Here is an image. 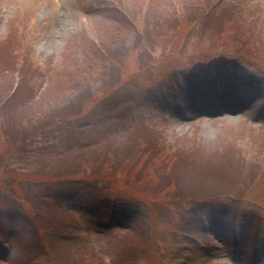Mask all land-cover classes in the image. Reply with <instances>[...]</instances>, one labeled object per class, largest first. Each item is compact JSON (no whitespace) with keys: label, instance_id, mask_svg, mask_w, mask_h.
I'll return each mask as SVG.
<instances>
[{"label":"rangeland","instance_id":"1","mask_svg":"<svg viewBox=\"0 0 264 264\" xmlns=\"http://www.w3.org/2000/svg\"><path fill=\"white\" fill-rule=\"evenodd\" d=\"M208 1L0 0V105H6L0 112V244L5 245L0 264H254L264 237V118L257 119L264 109V0ZM192 4L218 8L193 13ZM249 74L253 83L246 86ZM219 84L221 99L233 108L200 114L196 103L204 110L220 108L214 97ZM243 85L254 86L252 101L233 111ZM23 87L24 103L34 101L14 114L9 101ZM234 92L237 98H231ZM12 123L36 151L74 149L75 157L64 159L60 168H45L66 174L56 177L53 193L46 189L51 181L38 173L18 186L27 203L12 191V168L20 163L12 160V138L3 137L12 136ZM112 131L120 136H109ZM100 135L105 143L94 141ZM3 141L11 146L2 149ZM89 144L99 148L94 152ZM137 147L151 159L159 147L175 162L181 175L170 173L168 185L189 179L183 166H199L202 158L215 161L204 157L212 150L222 155V161L208 163L213 175L205 170L200 178L213 179L209 198L200 203V219L223 222L203 233L202 245L165 228L166 208L150 217L148 205L120 196L116 225H109L114 214L104 204L108 194L91 193L78 167L89 160L99 181L102 155L116 160L118 152ZM46 165L32 159L21 168L37 171ZM136 180L144 184L143 178ZM241 181L252 189L236 199L241 192L234 186ZM156 218L161 227L153 231L154 247L144 249L132 229L152 226ZM237 223L244 242L239 262L233 260ZM257 264H264V252Z\"/></svg>","mask_w":264,"mask_h":264},{"label":"trees","instance_id":"2","mask_svg":"<svg viewBox=\"0 0 264 264\" xmlns=\"http://www.w3.org/2000/svg\"><path fill=\"white\" fill-rule=\"evenodd\" d=\"M210 2V0L208 1ZM214 5V4H213ZM200 6L196 4H192L189 6L188 9H191L193 6V13H199L201 11H206L208 7H210L211 11H216L218 6ZM174 10V9H173ZM164 12H160V14L163 15ZM213 14V13H212ZM228 63L222 62V64ZM26 87V86H25ZM25 87H23L22 90H18L15 94L12 95V101H9L12 103V112L14 114L15 111L18 110V114H22L21 110L19 108L25 106H28L31 104L34 99H30L28 105H26L24 102L25 100H22L25 98L24 92L26 91ZM109 88H107L108 90ZM16 96V97H15ZM6 108V105H0V112H3ZM41 113V112H40ZM16 114V115H18ZM37 116V115H34ZM32 118H28L29 121H31ZM36 119L38 117H35ZM64 118V117H63ZM63 118L58 119V121H62ZM27 120V119H26ZM24 120V121H26ZM34 120V119H33ZM32 120V121H33ZM19 121V119L14 118V124ZM53 123L51 121H46L45 123H51V126L59 123ZM116 120L112 123H109L107 126H112ZM12 123V136L3 135V137L6 136V138H12V160L15 161V166L20 163V166L18 168H12V191H14V195L16 197H19L22 199V197L18 194V186L28 184L31 182V178L35 177V175L42 174L44 176L43 180H47V184L49 181H51V184L47 187L48 191L51 193L53 192L51 189H53V184L56 182V177H66V174L63 172L64 169H57L60 168V163L67 159V162L70 161L71 158H74L75 156L71 155L73 150L72 146L65 148L67 150H59L57 152L52 151L49 146H43L39 151H36L33 149V147H29L28 139L26 138L25 133H19L16 131L15 126ZM144 126V124H141ZM50 126V127H51ZM145 127H149L145 125ZM153 131L155 134H158V132L153 128ZM115 131H118L117 128H115ZM128 130H124L121 135H124L127 133ZM114 132H108L109 136H113ZM120 135H114V137H117ZM123 138V136H121ZM94 141H99V143H102L104 141V138L102 135L97 136V138ZM1 148L5 149L8 145L7 143H4ZM154 144V142H152ZM98 146V145H97ZM95 152L99 147H95V145L89 144L88 149H92ZM164 148V146H163ZM60 149V148H59ZM105 147H101V151H104ZM149 149V147H148ZM159 149L160 152L156 151ZM120 150V149H119ZM155 150V156L153 159H151L149 156H147V152H144L143 149L137 147L132 148L129 151L123 152L120 151L116 155V160L113 155H110L109 153L106 155H102L104 164L99 166V170L102 171L104 174H96V178L99 181H95L93 175H95V166L89 162V160L84 161L78 168L79 170L84 171L86 176L84 179H86V186L90 188V191L92 193H96L99 195H106L108 194V197L111 199L115 197H124V198H132L137 199L140 201H144L149 208L151 216L158 217V209H161L164 205L167 207L169 216H170V223H174L175 225V231H178V226L182 225V215L187 214L189 209V203L197 201L200 198L208 196V192L213 187V179L209 182H205L203 179H200L201 176L205 175V170L211 173L212 167L208 163L218 162L222 161V155H220V152L217 150H212L208 154H206L204 157H217V159L214 160H204L203 158L198 161L200 162V165L196 166H187L182 167L181 171L182 174L184 173L185 176H188V180L184 183V185H180L178 182L179 180H173L170 185V173H173V178H175L178 175H181L180 171L174 166V163H170L168 159H166V152L161 151L160 148H156ZM81 152V154L87 153L90 154V152ZM151 152L153 151L150 150ZM30 152V156H29ZM236 154V151L233 152V155ZM238 154V153H237ZM4 157H7V155H3ZM72 156V157H71ZM78 156V155H77ZM221 156V158H220ZM99 157V156H98ZM37 160V162L44 161L45 164H47L43 169L37 170V171H26L22 166L28 165V162L30 160ZM50 164V165H48ZM242 164V163H240ZM239 164V165H240ZM203 165V166H201ZM57 167L55 169H45V168H51V167ZM82 168V169H80ZM97 168V166H96ZM111 169V171H110ZM238 171H241L240 167L237 168ZM78 171V169H77ZM79 173V171H78ZM55 174V177L53 176ZM80 174V173H79ZM183 174V175H184ZM36 175V176H37ZM142 175V177L140 176ZM213 175V174H212ZM78 176V175H77ZM80 178H83L81 175H79ZM137 179L143 178V185H140L138 183ZM29 180V181H28ZM5 182V181H4ZM179 183V185H178ZM102 185L100 188L99 186ZM8 186V183H6V187ZM104 186H108L104 188ZM235 189L238 192H243L242 186H234ZM113 188L119 190V193H114L115 191ZM170 189L169 192H166V189ZM18 189V190H17ZM205 190L204 193L201 191ZM226 195H230L229 193H225ZM47 196L44 194V197ZM232 196V195H230ZM27 198V197H25ZM46 198V197H45ZM24 200V199H22ZM25 203H27L26 200H24ZM160 202V203H158ZM156 213V214H155ZM158 219L156 218L155 221ZM157 223V222H156ZM185 227V226H184ZM153 223L152 226H146L138 228L134 231V236H132L133 240L142 248L151 250L154 246L153 243Z\"/></svg>","mask_w":264,"mask_h":264}]
</instances>
